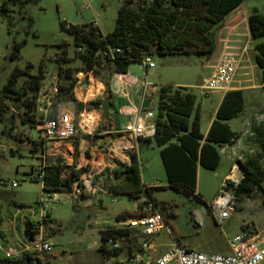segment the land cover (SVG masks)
I'll return each mask as SVG.
<instances>
[{
  "label": "rangeland",
  "instance_id": "374dc122",
  "mask_svg": "<svg viewBox=\"0 0 264 264\" xmlns=\"http://www.w3.org/2000/svg\"><path fill=\"white\" fill-rule=\"evenodd\" d=\"M124 0H40L30 3L24 9L10 0H0V98L5 85L16 67L27 70L35 76L40 68L45 69V78L38 95L36 106L28 108L23 101L16 96L5 98L8 107L7 119L0 123V217L3 223L0 229L5 231L10 245L21 244L24 238L25 224L33 226L39 222L43 210L38 204L44 195L43 184L35 180L33 171L40 164L42 148L39 144V126L47 119L55 118L59 111H69L76 115V107L72 103L61 102L54 87L59 84V64L57 58L63 48H67L70 57L65 66L78 71L77 78L81 85H93L99 82L107 83L111 73V64L102 60V65L92 73L90 81L88 74L82 69V63L77 55L74 37L63 31L61 23L72 25L90 24L98 17L101 30L104 34L112 32L116 26L119 8ZM10 9L9 13H3L4 4ZM139 3V0H136ZM264 11V0H246L234 11L216 30V51L211 56L199 54H171L159 55L152 53V60L156 64L154 69L148 72L147 80L157 87L153 93L151 111L157 113L159 92L164 85H193L191 89L197 96L196 110L200 108L201 128L204 131L210 116L215 109L214 98H221L222 94H203L197 85H204L207 77L205 65L208 61L219 56L225 50V31L227 27L238 25L241 32L246 31L248 22L246 19L253 8ZM26 40L20 57L11 59L10 55L16 42ZM264 42V39L253 42L249 52L250 62L244 72L249 76L242 77L241 86L264 85L263 70L255 61L257 51L255 45ZM208 46L199 43L193 50H205ZM136 72H140L145 79V72L139 63L132 64ZM85 76V77H84ZM80 78V79H79ZM30 81L29 75L23 76L17 84L18 88L25 87ZM93 81V82H92ZM97 87V88H98ZM98 92L92 96L83 95L78 90L75 97L79 102H85L88 98H110L107 91L103 95ZM90 89V88H89ZM257 98L247 95L248 107L242 115L232 120L230 125L239 131L240 140L235 149L238 151V162L243 164L249 156H255L261 147L253 133V128L258 126L264 117V88L261 94L253 93ZM31 98V95L28 96ZM247 106V104H246ZM101 112V109H98ZM33 116L34 122H29L28 117ZM109 117L101 118L99 128H109ZM240 127L236 128L237 125ZM116 135V134H115ZM115 135L108 131L97 130L94 138L80 137L71 142H65L58 152L48 156L47 166L60 164L64 167L63 181H67L73 175L74 170L87 168L95 173L105 183L106 176L103 173L113 170V162L129 163L131 158L139 157L142 162V180L145 185L155 188L152 190L158 211L162 213L167 228L156 239L159 252L168 248L162 244H172L174 241L192 250L209 254H228V239L238 234L242 228L249 224L264 230V191L256 189L250 197L237 203L236 210L228 219L223 228H220L212 214L210 204L208 207L204 200H198L193 194L189 196L183 191L170 188L164 165L162 163L160 148L155 141L152 143L141 140L137 144L127 143L132 149L128 159L126 156L112 158L108 156L109 149L115 141ZM99 145L98 148H96ZM100 148H106L100 152ZM138 150V151H137ZM139 153V155H138ZM97 154L106 155L105 162L101 166L93 164V158ZM113 154V153H111ZM234 163L233 167L238 163ZM118 165V163H117ZM230 161L223 156L222 167L214 172L205 168L201 169L199 178V191L204 199L212 201L216 197L221 185V172L229 170ZM264 166V159H263ZM119 167V166H118ZM4 182V185H1ZM16 182L17 186L12 184ZM264 187V183H263ZM116 197L110 193L98 192L95 195L88 194L75 202L64 201L50 203L46 212L50 213L52 225L47 226V236L53 244L52 255L45 258L54 264H103L99 247L101 246L100 231L111 224L121 213L133 212L135 204L127 197H119V202H114ZM139 239L131 237L124 243L126 249L138 248ZM169 247V246H168Z\"/></svg>",
  "mask_w": 264,
  "mask_h": 264
},
{
  "label": "trees",
  "instance_id": "16d2710c",
  "mask_svg": "<svg viewBox=\"0 0 264 264\" xmlns=\"http://www.w3.org/2000/svg\"><path fill=\"white\" fill-rule=\"evenodd\" d=\"M10 1L24 9L28 4L37 3L40 0ZM244 1L246 0H139L137 4L136 0H124L118 11L116 26L108 34H104L101 28L93 23L72 25L62 22L61 28L74 37L77 55L82 63L81 70L85 74L95 73L97 67L103 63L101 59L112 65L111 74L128 73L132 64H140L147 55L152 56L153 52L159 55H213L217 47L215 30ZM1 10L6 14L10 12L6 3ZM248 26L253 42L264 39V11H260L257 7L253 8L248 17ZM200 42L205 43L208 48L193 50ZM26 43L27 41L24 40L14 44L11 59L15 60L20 57ZM63 46L61 45L62 52L57 58L59 64L58 99L61 102L74 104L77 113L84 109H101L102 98L84 104L75 97V89L79 81L78 71L65 66L69 63L70 57L67 48ZM111 49L120 50L115 54L114 60L104 56V53ZM255 50L257 51L256 64L263 70L264 75V42L256 44ZM25 75H29V83L25 87L18 88V82ZM44 78L45 69L43 67L35 76L19 67L13 70L0 98V123L7 119L8 107L4 102L5 98L16 96L28 108H34ZM106 85L109 89V83ZM29 95L31 98H28ZM245 101L243 90L227 92L218 110L217 119L213 121L205 137L200 130L199 112H196V94L186 87L172 85L161 87L156 114V134L153 139L160 148L170 188L183 191L188 196L193 194L202 201L201 196L195 194L198 184V167L216 171L221 162L218 146L234 145L239 140V134L231 129L227 121L238 117L244 111ZM194 114L195 119L192 123L191 119ZM28 121L35 123L33 116H29ZM98 130H103V127ZM253 133L261 151L255 156H249L242 164L245 174L236 190L239 202L250 197L256 189L264 191V124L255 126ZM115 137H120V135L116 134ZM63 170L64 167L60 164L47 166L43 191L48 193L71 191L72 181L88 171L87 168L74 170L72 177L63 181ZM103 175L106 176L105 186L111 195L125 196L132 200L147 196L155 202L152 193L155 188L147 187L143 183L142 164L137 156L131 163L122 164L121 167L113 170L107 169ZM206 206L208 207L207 204ZM142 214L140 211H125L118 218ZM47 218L48 223H52L49 212ZM2 223L3 220L0 217V225ZM0 235L5 243L9 244L6 232L0 229ZM100 236L102 243L99 251L102 254L105 251V243L110 238L121 239L124 243L130 241L127 230H116L110 227L102 229ZM0 264L53 263L48 259L43 261L34 254L26 253L18 260L4 259L0 256Z\"/></svg>",
  "mask_w": 264,
  "mask_h": 264
},
{
  "label": "built area",
  "instance_id": "2783aa9c",
  "mask_svg": "<svg viewBox=\"0 0 264 264\" xmlns=\"http://www.w3.org/2000/svg\"><path fill=\"white\" fill-rule=\"evenodd\" d=\"M92 23L101 28L98 17ZM226 29V31H232V27ZM251 49L249 43L242 48H233L229 42H225V50L219 56L211 58L205 65L208 78L205 84L201 86L203 94L227 93L241 86L244 82L242 77L250 75L243 70L248 68V66H244V63L250 62L249 52ZM119 52V49H111L104 53V56L114 60L115 54ZM140 65L145 72L142 94L140 95L141 104L138 106L135 94L131 91L134 82L124 80V86L120 91L121 97L127 99V106L130 111L125 113L128 120L116 130V134L120 135L119 139L109 149L108 156L112 158V161L115 157L126 156L128 159L130 158L133 147L129 148L127 141L141 138L149 139L156 134V114L142 108L147 95L157 91V87L151 85L147 80L148 70L155 68L156 64L151 56L147 55ZM79 85L78 81L76 89ZM54 92H58V86L54 87ZM100 121L101 112L94 109H84L76 115L69 111H59L55 118L45 120L39 126L42 158L40 164L33 171L35 180L43 184L48 156L58 152L65 142H71L80 137L94 138ZM261 124H264V117L258 126ZM98 147L99 145L96 148ZM105 149L100 148V152L105 151ZM103 163L100 162L98 166L103 165ZM112 164L119 168L126 163L115 162L114 160ZM239 164L238 162L232 168L210 205L215 222L220 228H223L224 223L231 218L236 210L238 203L236 190L245 174L242 164L241 166ZM99 176H101L100 173L88 170L72 181L71 191L51 193L43 191L44 195L38 201L43 214L39 222L34 225L38 232L34 242L25 241L21 244L10 245L6 244L0 235V256L4 259L18 260L26 253H31L41 260L47 261L45 256L52 254L53 244L51 238L47 236V226L52 225V223H48L46 208L50 203L75 202L88 194L107 193L105 183L100 180L97 181ZM4 184L1 182V185ZM12 186L16 187L17 183L14 182ZM114 197H116L114 202L120 201L119 197L121 196ZM129 200L135 204V210L143 214L117 217L107 227L127 230L130 239L135 237L140 240L138 248L126 249L121 239L110 238L105 243L103 264H264V230L249 224L245 225L238 234L228 239V254L203 253L183 247L175 242L165 252H159L156 239L167 228L164 216L158 211L155 202L147 196L138 200Z\"/></svg>",
  "mask_w": 264,
  "mask_h": 264
},
{
  "label": "crops",
  "instance_id": "0c3cea01",
  "mask_svg": "<svg viewBox=\"0 0 264 264\" xmlns=\"http://www.w3.org/2000/svg\"><path fill=\"white\" fill-rule=\"evenodd\" d=\"M246 20L248 22V19H246ZM223 42L224 43L225 42H229L231 47H233V48H242V47L246 46L249 43V44H251V48H252L253 47V40H252L251 35H250L249 26L247 25L245 32H241V29L239 28V26L238 25H234L232 27V31L231 32L230 31H225V39H223ZM149 70H148V72H149ZM89 75H90L89 79L91 81L92 78H93L92 77L93 75L92 74H89ZM147 77H148V74H147ZM124 80H130V81L135 83L131 87V91H132L133 94H135V99L137 100L138 106L141 104L140 95L142 94V83H143L144 79H142V76H141L140 72L134 71L132 66H131L129 71H128V73H112V74L110 73L109 74V80L107 82V83H109V89H108L106 83L99 82L98 85H102V86L100 88L97 86L99 88V94L98 95H103L105 93V91H107L108 95L110 96L111 103H112V109H111V112L109 114V120H108L109 128H107V129L103 128V133L108 131L109 133L115 135L116 134V130L121 126V124L125 123L128 120V117L126 116L125 113L129 112L130 108H128V106H127V104H128L127 103V99L121 97V95H120V91H121V89L124 86L123 85ZM247 81L248 80H244V82H247ZM81 82L82 81L79 80V84L80 85L76 89V94L77 95H78V90H80L82 92V94L83 95L85 94L86 96L87 95L92 96V94L95 95L98 92V88L96 86L93 88V85H91V86H88L87 84L81 85ZM172 86H174V87H186V88H190V89L193 88V85H183V84H176V85H172ZM197 88H201V85H197ZM262 88H263V84L253 85V86H238L237 88L234 89V90H243L244 91L245 100H246L245 101V109H244V111L246 110V107H248L247 95L253 96L254 98H257L256 97L257 95H254L253 93H258V95H259V93L261 94ZM153 93L154 92L149 93L147 95V97L144 99V101L147 100V99H151V104H150L149 108L148 109H144V110L151 111L150 108H151L152 103H153V99L151 97H152ZM220 94H222L221 98H214L216 106H215L213 115L210 116V119H209L208 124H207V126H206L204 131L201 128V116H200V130L204 134L205 137L208 135L213 121L217 119L218 110H219V108H220V106H221V104L223 102V99H224V97L226 95V93H220ZM211 95H213V94H211ZM95 99H98V98H90V99L87 98L85 100V102L83 101L82 103L87 104L88 102L93 101ZM246 104H247V106H246ZM142 108H143V104H142ZM94 110L98 111V109H94ZM244 111L242 113H240L239 116L242 115L244 113ZM196 112H199V115H200V108H198L196 110ZM154 114H157V113L154 112ZM238 117H236V118H238ZM236 118H234V119H236ZM194 119H195V114H194V116L191 119L192 123H193ZM234 119H232V120H234ZM232 120L227 121V123L230 125V122ZM230 127H231V129L234 132L239 134L238 130H234L231 125H230ZM238 127H240L239 124L237 125L236 128H238ZM118 139H119V137H117L113 143H115ZM141 140H146L145 142H147V143H152L154 141L153 138H149V139L141 138V139H138V140H132V141H127V142L129 144H134L135 147L137 148V144L141 143L142 142ZM239 140H240V138H239ZM238 141L234 145L223 144L221 146H218V150H219L220 155H221V162H220V165H219L218 169L216 171H214V172L219 171L220 168L222 167L223 156L224 155L227 157V159L231 163L229 170L221 172L220 185H222L223 181L230 174L234 163L236 161L238 162V151L235 149V146H236V144H238ZM138 155H139V153H138ZM105 157H106V155L97 154V155L94 156L92 163L93 164L95 163V165L98 166L100 164V162H105ZM139 160H140V158H139ZM97 162H99V163H97ZM140 162H141V160H140ZM129 163H131V162H129ZM141 164H142V162H141ZM202 168L203 167H201V166L198 167V184H197V190H196L195 194L196 195H200L202 200H204V202L207 205H209V204L211 205V203L213 202L215 197H213L212 201L210 202L209 199H204V196H203L202 192L199 191V178H200V174H201V169ZM149 187H152V186H149ZM170 245L171 244H162L163 247H167V248H169L168 246H170ZM52 257L54 259L53 255H52ZM101 257H102V263H103V254L102 253H101ZM52 263L54 264V260H53Z\"/></svg>",
  "mask_w": 264,
  "mask_h": 264
},
{
  "label": "water",
  "instance_id": "95a60500",
  "mask_svg": "<svg viewBox=\"0 0 264 264\" xmlns=\"http://www.w3.org/2000/svg\"><path fill=\"white\" fill-rule=\"evenodd\" d=\"M151 104V99H147L143 102V109H148ZM112 109V103L110 98L103 100L101 105L102 119H107ZM106 129V128H105ZM133 161V158L130 159V162ZM38 232L35 230L34 226L30 223L25 224L24 238L27 242L32 243L35 240Z\"/></svg>",
  "mask_w": 264,
  "mask_h": 264
}]
</instances>
